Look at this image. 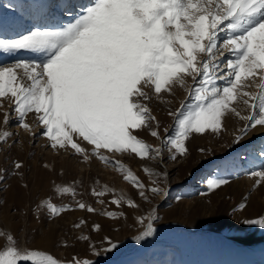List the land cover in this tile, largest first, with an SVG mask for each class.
Returning <instances> with one entry per match:
<instances>
[{
  "label": "snow or ice",
  "instance_id": "obj_1",
  "mask_svg": "<svg viewBox=\"0 0 264 264\" xmlns=\"http://www.w3.org/2000/svg\"><path fill=\"white\" fill-rule=\"evenodd\" d=\"M63 14L71 21L33 26L11 37L3 35L0 25V107L6 97L14 105L11 113L4 114L5 124L15 116L18 126L35 136L27 122L28 114L34 113L53 150L71 149L82 162L91 163L95 157L111 165L144 200L150 199L149 192L167 195V188L159 186L158 180L152 182L155 186H146L132 168L106 153L130 151L141 159L162 158L168 147L169 152L175 149L171 155L175 159L176 154L188 151L185 142L192 133L221 132L228 113L246 122L235 143L257 126L264 129V0H92ZM22 52L35 58L4 59ZM177 86L186 89L187 96L178 108L168 111L175 120V134L154 147L136 130L147 129L152 137L161 138L160 121L150 103L163 99V94L174 95ZM253 86L256 91L248 90ZM240 104L247 114L237 107ZM12 135L7 130L0 132V143H7ZM257 155L264 161V149ZM13 164L12 175H23V161ZM7 171L0 170V182ZM144 171L161 175L147 167ZM247 175L261 185L264 166ZM228 182L214 178L207 186L213 190ZM92 191L104 197L116 190L104 186ZM60 192L73 198L78 195L74 185L63 186ZM98 202L104 204L103 199ZM124 202L137 207L123 193L110 201L117 206ZM43 205L50 218L75 209L97 211L82 201L75 207L50 200ZM104 215L115 218L118 213L105 211ZM157 219L149 217V221ZM244 223L264 228V215ZM154 232L149 222L136 239ZM7 239L10 243L0 250V264H94L86 258L61 261L46 251L18 247L12 235ZM109 243L105 252L117 248L116 243Z\"/></svg>",
  "mask_w": 264,
  "mask_h": 264
},
{
  "label": "rangeland",
  "instance_id": "obj_2",
  "mask_svg": "<svg viewBox=\"0 0 264 264\" xmlns=\"http://www.w3.org/2000/svg\"><path fill=\"white\" fill-rule=\"evenodd\" d=\"M32 2L36 0H0L4 36H14L33 26L51 25L50 18L39 17L30 10ZM50 5L59 13L65 9L59 0ZM21 58L35 57L24 52L4 57L6 61ZM188 83H192L191 79ZM186 96L187 90L177 86L174 95L163 94V99L151 101L153 114L160 121V139L152 137L147 129L136 130L135 134L160 147L164 138L175 134V120L168 111L178 108ZM237 107L247 114L244 105ZM12 108L11 99L3 98L0 132L7 130L13 135L7 143H0V170H8L6 179L0 182V250L9 245L7 236L12 235L18 247L46 251L61 261L75 257L92 260L94 264H235L241 259L246 264H264V228L244 223L264 215V182L257 186V178L247 175L249 170L264 166L257 155L264 149V129L260 126L235 143L246 122L228 113L221 132L192 133L185 142L188 151L176 154L175 159L171 158L175 149L169 152L168 147L164 148L162 158L141 159L130 151L106 153L132 168L146 186H155L152 182L158 180L159 186L167 188V195L149 192L150 199L144 200L139 190L111 165L95 157L91 163L82 162L79 156L71 154V149L53 150L34 113L28 114L27 122L35 136L18 126L15 116L5 124L4 114L11 113ZM17 160L24 163L23 175H12L13 162ZM146 167L161 175H150L144 171ZM214 178L229 182L209 190L207 182ZM73 185L78 193L75 198L60 192L61 187ZM104 186L115 189V193L107 192L104 197L93 194V188L99 191ZM120 193L133 199L137 207L126 202L121 206L110 203ZM100 199L104 204L98 202ZM45 200L73 207L82 201L97 211L75 209L50 218L43 205ZM241 203L246 207L241 209ZM105 211L118 215L108 217ZM150 215L158 219L149 221ZM81 220L84 223L75 227ZM149 222L155 232L138 241L136 237L147 229ZM96 224L99 229L94 227ZM85 236L89 239H83ZM110 241L117 248L105 252Z\"/></svg>",
  "mask_w": 264,
  "mask_h": 264
},
{
  "label": "bare ground",
  "instance_id": "obj_3",
  "mask_svg": "<svg viewBox=\"0 0 264 264\" xmlns=\"http://www.w3.org/2000/svg\"><path fill=\"white\" fill-rule=\"evenodd\" d=\"M53 1L54 0H36V2L31 3L30 10L34 11V13L39 17L50 18L52 21L51 25H59L71 21V17H67L63 14L64 11L71 9L73 12H75L79 9L80 5L89 4L90 2H92V0H59V4H64L65 8L62 13H59L60 11H56V8L52 9V6L50 4ZM240 260H237L235 264H246L244 260ZM245 260H247V258Z\"/></svg>",
  "mask_w": 264,
  "mask_h": 264
}]
</instances>
